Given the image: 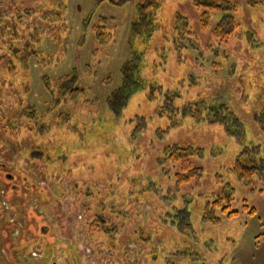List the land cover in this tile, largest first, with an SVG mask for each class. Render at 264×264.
<instances>
[{"label":"rangeland","instance_id":"obj_1","mask_svg":"<svg viewBox=\"0 0 264 264\" xmlns=\"http://www.w3.org/2000/svg\"><path fill=\"white\" fill-rule=\"evenodd\" d=\"M113 1L0 0V264H264V183L232 171L245 145L264 150V0H233L226 42L200 26L194 0H159L149 44L131 41L137 0ZM178 14L195 31L181 54ZM133 44L163 90L135 93L119 117L108 101ZM74 85L84 90L68 96ZM167 146L199 147L200 178L178 185ZM226 184L238 214L205 220ZM187 214L191 234L176 223Z\"/></svg>","mask_w":264,"mask_h":264},{"label":"trees","instance_id":"obj_2","mask_svg":"<svg viewBox=\"0 0 264 264\" xmlns=\"http://www.w3.org/2000/svg\"><path fill=\"white\" fill-rule=\"evenodd\" d=\"M103 1V0H101ZM112 3H115L113 0H110ZM139 1V2H138ZM214 0H194V4L200 5V17L199 24L203 28L211 29L212 34L217 38V41H227L238 28V22L236 19V12L238 9V4L233 0H220L221 3L216 4L213 2ZM262 0H248V4L251 6H255L256 4L261 3ZM137 14L132 21L131 26V41L133 39H140L143 43L149 44L154 33L158 30H161L159 24H157V12L162 7V4L159 0H137L136 2ZM217 9V14H215L218 19L215 26H211L212 20V11ZM185 16L178 14L176 17L175 25H174V34H173V43L175 50L181 54L186 48L181 43L185 41L186 33H190L192 35L195 31H190L189 26H187V22ZM182 20L185 22L183 26L176 25L177 23H181ZM189 29V31H187ZM108 28L106 25L98 24L95 25V31L97 34L98 41L103 44L105 42L111 41L112 33L107 31ZM189 35V36H190ZM212 36V35H211ZM185 37V38H184ZM250 42H256V37L254 32L249 30L247 31V37ZM130 41V42H131ZM133 43V41H132ZM163 49L166 51V47L163 46ZM6 56V54H3ZM2 54H0L1 58H4ZM158 65H155L154 69L152 68L153 74L155 71H158ZM16 66V64H13ZM147 66L145 50H141L137 48L134 44L130 51V56L125 62L122 71V83L121 85L110 95L108 105L111 111L121 116V113L124 108L128 105L132 96L146 89L150 86V91L152 94H155L157 91L162 93L163 87L159 83L155 82V79H149L143 74L144 68ZM7 67H10L8 65ZM155 70V71H154ZM62 79V78H61ZM65 80L62 79L60 85ZM73 83H77L76 80ZM83 91V87H77L74 85L68 96L76 95V91ZM67 94L66 92L60 93L58 95V99L61 100V97ZM167 102H169V110L178 109V106L173 105L174 97L168 93H166ZM180 96V95H179ZM219 103V102H218ZM221 103L213 106L215 111L220 112ZM167 110V109H166ZM173 110V111H174ZM225 116V114L221 113ZM223 116V117H224ZM218 118V117H217ZM219 121H221L219 119ZM236 127L242 125L238 118L233 119ZM263 122V121H261ZM239 124V125H238ZM264 129V126H262ZM242 133L244 134V129L242 128ZM201 149L199 147L194 146H167L165 148V156L163 159L164 162L166 160L172 161L173 163H180L182 172H178L176 176V181L178 185L187 183L191 181L193 178H200L202 173L201 167H196L191 158L197 155ZM232 171L237 173L239 179L243 183L250 184L255 179H258L262 183H264V150L262 146L259 144H251L245 145L241 152L237 155V158L234 161L232 166ZM9 177H12L9 175ZM234 188L230 186V184L225 185L224 193L212 200L208 201L203 210V217L205 220L218 223L221 221V218L217 216L216 211L218 209H222L223 211L228 212V216L232 217L238 214L237 210L231 209V202L233 200ZM255 212V208L251 210V213ZM190 216L185 215L184 221L180 222L179 220L176 223L180 226V229L183 233L191 234L193 228L191 227V221H189Z\"/></svg>","mask_w":264,"mask_h":264}]
</instances>
